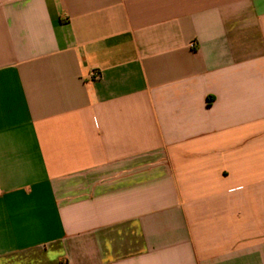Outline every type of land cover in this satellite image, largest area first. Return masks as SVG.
I'll list each match as a JSON object with an SVG mask.
<instances>
[{"label": "crops", "instance_id": "obj_1", "mask_svg": "<svg viewBox=\"0 0 264 264\" xmlns=\"http://www.w3.org/2000/svg\"><path fill=\"white\" fill-rule=\"evenodd\" d=\"M0 264H264V0H0Z\"/></svg>", "mask_w": 264, "mask_h": 264}, {"label": "built area", "instance_id": "obj_2", "mask_svg": "<svg viewBox=\"0 0 264 264\" xmlns=\"http://www.w3.org/2000/svg\"><path fill=\"white\" fill-rule=\"evenodd\" d=\"M93 77L94 78H99L100 76H99V74H94Z\"/></svg>", "mask_w": 264, "mask_h": 264}]
</instances>
